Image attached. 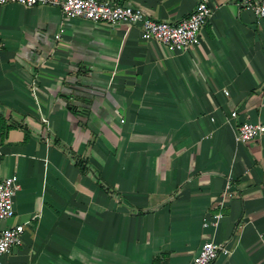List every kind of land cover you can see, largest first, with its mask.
<instances>
[{
    "label": "crops",
    "instance_id": "0c3cea01",
    "mask_svg": "<svg viewBox=\"0 0 264 264\" xmlns=\"http://www.w3.org/2000/svg\"><path fill=\"white\" fill-rule=\"evenodd\" d=\"M109 1L170 23L198 3ZM242 2L210 0L188 51L0 5V180L19 183L0 230L25 225L0 264H191L205 241L229 251L212 264H264V134L236 140L264 126V20Z\"/></svg>",
    "mask_w": 264,
    "mask_h": 264
},
{
    "label": "built area",
    "instance_id": "2783aa9c",
    "mask_svg": "<svg viewBox=\"0 0 264 264\" xmlns=\"http://www.w3.org/2000/svg\"><path fill=\"white\" fill-rule=\"evenodd\" d=\"M17 3L27 8L48 6L60 9L65 19L82 18L104 25H140L145 39H156L179 51L197 48L201 43V33L213 18L210 0H198L194 11L177 23L157 21L143 9L122 5L109 0H0V5ZM242 5L255 16L264 20V0H243ZM61 33L58 35L61 36ZM228 95L227 91H224ZM237 112L232 113L235 118ZM264 126L245 122L240 125L236 136L238 143L245 144L260 138ZM19 189L18 178L11 176L0 180V221L14 218V199ZM25 232L24 224L0 230V260L13 247L21 246ZM229 251L214 241H205L191 264H212L220 253Z\"/></svg>",
    "mask_w": 264,
    "mask_h": 264
}]
</instances>
